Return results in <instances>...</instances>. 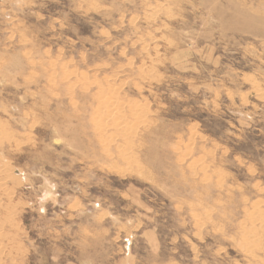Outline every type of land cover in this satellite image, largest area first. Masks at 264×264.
<instances>
[{
	"label": "rangeland",
	"instance_id": "374dc122",
	"mask_svg": "<svg viewBox=\"0 0 264 264\" xmlns=\"http://www.w3.org/2000/svg\"><path fill=\"white\" fill-rule=\"evenodd\" d=\"M1 211L0 264H264V0H0Z\"/></svg>",
	"mask_w": 264,
	"mask_h": 264
},
{
	"label": "bare ground",
	"instance_id": "6f19581e",
	"mask_svg": "<svg viewBox=\"0 0 264 264\" xmlns=\"http://www.w3.org/2000/svg\"><path fill=\"white\" fill-rule=\"evenodd\" d=\"M112 92H113V90L111 91V93ZM105 93H107L106 90L102 91V93L100 94V97H99V99H102L101 103L99 102L101 104L100 107H99L100 109L98 108L99 113L101 114V116L102 115H105L104 117H106V118H110V119L112 118V120L114 122H113V124L111 123L112 124L111 126L119 129L123 125V117H124V115H123V109L121 108V106L120 107L118 106V101H117L116 94L115 95H112V96H107L109 98H107V97L106 98H103V96L106 95ZM131 115H133L137 119H142V115H140V114L139 115H136L135 114V111H133V113ZM109 121H111V120H109ZM97 126H100V125H97ZM106 127H107L106 125L101 124V128H106ZM1 208H2V206H1ZM4 209H6V208H4ZM3 213H4L3 211L0 212V255H2V251H3V249L6 246L5 245L6 242H9L10 243V242H12V239L14 238L13 235L11 236L9 233L6 232V229H5L4 225H3V220H2L3 219ZM261 229L263 231L264 230V227H262ZM257 230L256 231H253V233H251L253 238H259V235H260V232L259 231L260 230L259 231H257ZM10 236H11V238H10ZM249 253H251V249L249 250Z\"/></svg>",
	"mask_w": 264,
	"mask_h": 264
}]
</instances>
